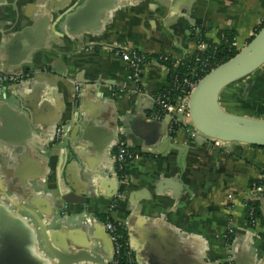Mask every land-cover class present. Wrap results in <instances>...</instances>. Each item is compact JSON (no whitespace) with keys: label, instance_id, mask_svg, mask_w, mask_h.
<instances>
[{"label":"crops","instance_id":"1","mask_svg":"<svg viewBox=\"0 0 264 264\" xmlns=\"http://www.w3.org/2000/svg\"><path fill=\"white\" fill-rule=\"evenodd\" d=\"M263 20L264 0H0V73L30 74L0 93V222H18L13 234L29 242L28 229L34 245L5 249L0 233L7 264H58L45 240L81 257L72 264H109L106 220L120 225L135 264H264V147L216 148L183 122L170 135L171 117L156 116L154 102L165 66L149 60L137 88L115 53L175 63L201 49L193 30L213 42L229 30L244 46ZM32 25L39 40L17 51L15 36ZM219 102L264 119V65ZM58 127L65 150L55 147ZM116 141L148 155L119 174ZM255 182L263 189L251 228Z\"/></svg>","mask_w":264,"mask_h":264},{"label":"water","instance_id":"2","mask_svg":"<svg viewBox=\"0 0 264 264\" xmlns=\"http://www.w3.org/2000/svg\"><path fill=\"white\" fill-rule=\"evenodd\" d=\"M65 12L58 20H60ZM40 33L34 29V25L23 28L15 36V48L18 50L31 49L39 40ZM264 65V25L254 34L253 38L247 42L240 50L227 61L215 66L206 74H204L191 90L189 96V122L191 128L196 130L201 138H214L224 142H237L247 145L264 147V119L253 118L234 114L226 111L219 102L221 91L231 83L238 81L256 70H259ZM132 89H136L133 85ZM66 132L61 129L59 136H54L56 148L66 149V143L69 138L64 136ZM18 222L7 221L0 222L1 240L4 243V248L30 247L32 248V234L27 229L29 242L24 241L26 236L21 233L22 237H17L11 229L16 228ZM31 235H30V234ZM108 236V234H107ZM111 250V259L113 260L112 242L108 236ZM48 251L54 257H59L58 264H72L81 260L79 255L69 256L61 249L52 246L46 241ZM91 250V254L94 255ZM8 253L0 254V264H7Z\"/></svg>","mask_w":264,"mask_h":264},{"label":"built area","instance_id":"3","mask_svg":"<svg viewBox=\"0 0 264 264\" xmlns=\"http://www.w3.org/2000/svg\"><path fill=\"white\" fill-rule=\"evenodd\" d=\"M224 37V36H223ZM227 40V38L225 39ZM200 50L197 52H202L205 45L203 43H198ZM229 47H234L238 50L240 46L237 42L236 37L232 39ZM194 53L195 61L198 65L192 68L190 74L183 76L174 75L172 76V84L168 89H161L154 95V102L158 109L156 110V116L170 115L171 119L168 122V132L172 135L173 126L175 123L184 122L185 124L191 126L189 122V96L191 90L195 87L197 81L208 71H210L215 66V59L213 56L202 55L201 53ZM115 53L127 64L129 69V79L136 85L139 83L143 69L147 64L148 60L146 53L141 52L135 48L130 49H120L115 50ZM176 66V63L174 64ZM214 65V66H213ZM30 77L28 72L18 73V74H1L0 73V93L3 90L5 84H16L20 81ZM81 87L76 86V89ZM192 135H200L196 130L192 129ZM61 128L58 127L56 130V137L59 136ZM211 145L216 148H222L227 145L228 142L221 141L219 139L204 137ZM139 151L130 149L126 144L116 141L114 146V157L116 162V168L119 174H123L125 170V164L132 160L140 157ZM262 183H252L250 191L246 195V201L254 200L258 194L262 191ZM245 224L248 227H254L257 223V217L253 216V209L249 208L246 211ZM120 225L110 221H105V229L112 242L113 247V260L111 264H119L120 259L124 256L128 258V264H135V261L130 255L125 243L120 241V235L118 233V227ZM233 227L227 229V234L232 233ZM220 264H229V262H220Z\"/></svg>","mask_w":264,"mask_h":264},{"label":"trees","instance_id":"4","mask_svg":"<svg viewBox=\"0 0 264 264\" xmlns=\"http://www.w3.org/2000/svg\"><path fill=\"white\" fill-rule=\"evenodd\" d=\"M263 25H264V20L255 28L254 33L246 40V43L249 42L253 38L254 34L257 33ZM234 37L236 36H235V33L232 31L219 30L217 31L218 41L213 42V41H209L206 39V37L204 36V32L201 29L191 31V38L196 43H200V44L203 43L205 45L204 50L202 52H197V53H201L202 55L213 56L216 62L215 66L227 61L229 58L233 57L239 51L238 49L234 47H231V48L229 47V44ZM226 38L227 40H225ZM146 57L148 61L153 59V60H156L157 62L162 63L167 69L166 84L161 88L162 90L163 89L166 90L171 87L172 76L174 75L183 76L186 74H190L192 68L198 65V63L195 61L194 56L176 61L175 62L176 66L174 65L175 63H173V60L170 58V56L166 54H146ZM138 87H139V84H137V88ZM157 109L158 107L157 105H155V110ZM181 126H182V122L175 123L171 134L174 135V131ZM254 147H258V146H254ZM140 154L141 156L148 155L147 153H144V152H140ZM256 183H260V182H256ZM245 205H246V211H248L249 208H252L253 216L255 217L259 216L257 204L256 203L254 204L253 200L245 201ZM118 233L120 235V241L125 243L122 237V229L120 227H118ZM127 260L128 258L124 256L120 259L119 264H128Z\"/></svg>","mask_w":264,"mask_h":264},{"label":"rangeland","instance_id":"5","mask_svg":"<svg viewBox=\"0 0 264 264\" xmlns=\"http://www.w3.org/2000/svg\"><path fill=\"white\" fill-rule=\"evenodd\" d=\"M224 108V107H223Z\"/></svg>","mask_w":264,"mask_h":264}]
</instances>
